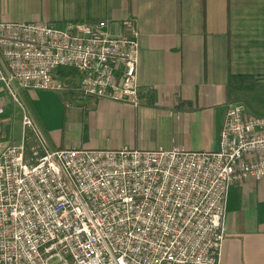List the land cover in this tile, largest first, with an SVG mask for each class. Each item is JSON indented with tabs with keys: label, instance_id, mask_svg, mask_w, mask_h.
Returning <instances> with one entry per match:
<instances>
[{
	"label": "built area",
	"instance_id": "built-area-1",
	"mask_svg": "<svg viewBox=\"0 0 264 264\" xmlns=\"http://www.w3.org/2000/svg\"><path fill=\"white\" fill-rule=\"evenodd\" d=\"M106 20H0V264H223L232 183L264 179V116L228 104L219 148H49L22 99L62 91L138 106L139 37ZM21 108L38 144L3 139V103Z\"/></svg>",
	"mask_w": 264,
	"mask_h": 264
},
{
	"label": "crops",
	"instance_id": "crops-1",
	"mask_svg": "<svg viewBox=\"0 0 264 264\" xmlns=\"http://www.w3.org/2000/svg\"><path fill=\"white\" fill-rule=\"evenodd\" d=\"M205 2L203 15L202 0H0L3 21L106 20L118 37L135 21L140 33V105L78 95L71 69L57 73L62 91L22 92L48 147L212 151L228 104L264 116V0ZM19 108L4 100L3 139L30 151L38 141ZM225 231L223 264H264V179L232 183Z\"/></svg>",
	"mask_w": 264,
	"mask_h": 264
},
{
	"label": "trees",
	"instance_id": "trees-1",
	"mask_svg": "<svg viewBox=\"0 0 264 264\" xmlns=\"http://www.w3.org/2000/svg\"><path fill=\"white\" fill-rule=\"evenodd\" d=\"M202 12H203V15H205V13H206V2H205V0H202ZM72 70V69H71ZM62 71H64V70H62ZM61 71V72H62ZM74 71V70H73ZM73 71H70V70H68L67 72L68 73H72Z\"/></svg>",
	"mask_w": 264,
	"mask_h": 264
},
{
	"label": "rangeland",
	"instance_id": "rangeland-1",
	"mask_svg": "<svg viewBox=\"0 0 264 264\" xmlns=\"http://www.w3.org/2000/svg\"><path fill=\"white\" fill-rule=\"evenodd\" d=\"M27 102V101H26ZM16 105V104H15ZM20 109V111H21V108H19ZM16 113H18V111H16ZM22 113H23V111H22ZM28 133H30V130L27 128V130H26Z\"/></svg>",
	"mask_w": 264,
	"mask_h": 264
}]
</instances>
